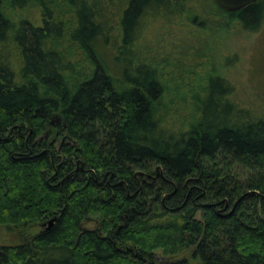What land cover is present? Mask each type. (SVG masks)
<instances>
[{
	"label": "trees",
	"instance_id": "obj_1",
	"mask_svg": "<svg viewBox=\"0 0 264 264\" xmlns=\"http://www.w3.org/2000/svg\"><path fill=\"white\" fill-rule=\"evenodd\" d=\"M191 1L0 0V234L43 228L0 264H264V0H211L262 31L247 104L196 75L209 40L169 61L139 43L148 20L202 28ZM30 6L40 25L12 18Z\"/></svg>",
	"mask_w": 264,
	"mask_h": 264
},
{
	"label": "rangeland",
	"instance_id": "obj_2",
	"mask_svg": "<svg viewBox=\"0 0 264 264\" xmlns=\"http://www.w3.org/2000/svg\"><path fill=\"white\" fill-rule=\"evenodd\" d=\"M185 12L193 18H199L203 27L198 29L194 25L195 22H193L194 24L187 22L186 16L183 22V17L176 19V16L167 15L165 19H176L173 22L174 24H167L165 22L164 24L158 22L152 24L151 20H148L140 34L139 43L142 44L144 51L153 54L157 60L163 58L169 61L179 56V52L176 49L177 46L182 44L186 46L189 44H199L201 40H209L207 47L208 59L206 61L203 60L202 65L200 64L201 66L197 67L195 70L196 75L203 78L206 74L210 73L225 77L230 80L235 88L236 100L243 104L249 103L250 99H253L255 95L253 93L249 68L255 59L261 58L258 55L257 47L260 43L259 37L262 34L261 32H264V30L254 34L246 33L237 24L229 23V20L224 18L218 19V17H215V7L211 0H193L185 6ZM39 15L37 8L30 6L23 11L13 12L12 18L15 20L18 18L28 19L34 24L40 25ZM227 22L229 27L224 30ZM218 24L220 28L213 34V28L216 25L218 26ZM73 53L74 60L82 61V56L76 50H73ZM261 55H263V51ZM229 61L233 62L228 63ZM82 64L86 66L83 61ZM211 64H213V67H211ZM193 79L186 80L183 83L184 94L190 91H193L192 94L198 93L199 82L195 78ZM186 114H183L182 119H185ZM237 170L239 169L237 168ZM85 227L96 229L97 223L89 221L85 224ZM42 229L40 224H38L25 232L17 233L16 236L2 233L0 234V245L16 244L19 237L30 238ZM158 256L161 257L162 255L158 254Z\"/></svg>",
	"mask_w": 264,
	"mask_h": 264
},
{
	"label": "water",
	"instance_id": "obj_3",
	"mask_svg": "<svg viewBox=\"0 0 264 264\" xmlns=\"http://www.w3.org/2000/svg\"><path fill=\"white\" fill-rule=\"evenodd\" d=\"M258 0H214V2L223 10L229 11V12H235L239 11L255 2ZM55 221L54 219H51L48 221V228L49 229L53 222ZM45 226V224H43Z\"/></svg>",
	"mask_w": 264,
	"mask_h": 264
}]
</instances>
